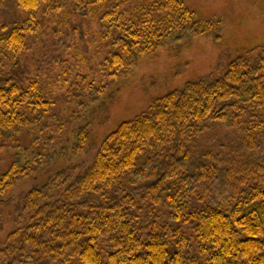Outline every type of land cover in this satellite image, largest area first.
Here are the masks:
<instances>
[{"label":"trees","instance_id":"trees-1","mask_svg":"<svg viewBox=\"0 0 264 264\" xmlns=\"http://www.w3.org/2000/svg\"><path fill=\"white\" fill-rule=\"evenodd\" d=\"M13 1L33 25L54 24L77 37L82 18L86 31L94 24L86 43L99 41L107 53L98 84L129 72L187 27L203 35L215 26L196 21L183 0H67L72 5L65 7L62 0ZM1 30L0 58L7 53L9 62L0 68V157L13 158L0 173V206L55 149L52 136L22 144L53 105L38 80L18 68L26 39L42 32L17 21ZM261 48L257 57L231 61L220 77L186 83L153 101L110 133L85 169L58 171L25 192L15 229L0 246V264H264ZM79 78L71 99L88 98V107L103 87L94 88L92 79L85 89L86 76ZM218 124L240 138L237 155L196 151L198 138ZM36 131L44 133L42 126ZM87 132L77 129L75 155Z\"/></svg>","mask_w":264,"mask_h":264},{"label":"rangeland","instance_id":"rangeland-1","mask_svg":"<svg viewBox=\"0 0 264 264\" xmlns=\"http://www.w3.org/2000/svg\"><path fill=\"white\" fill-rule=\"evenodd\" d=\"M62 1V7L72 3ZM183 2L193 11L196 21L215 24L214 28L198 35L187 27L166 39L155 52L139 57L129 72L118 73L117 77L105 76L100 84V66L107 56L106 49L97 48L99 41L94 46L87 44L88 36L84 37L85 32L95 33L94 24L91 23L90 30L86 31L87 19L82 18L81 23L85 26L78 28L80 33L76 37L77 34L71 35L69 29L60 31L54 24L47 27L43 23L33 25L34 22H25L26 14L13 0L0 2V35L1 29L13 21L24 27L36 26L39 33L42 32L36 40L32 37L26 39L29 46L25 48L23 58L20 56L23 68H18L23 76L38 80L46 100L53 105L39 125L44 133H37L39 126L36 129L32 126L34 138L31 135L26 140L23 138L22 144L29 145L42 136L55 139V149L49 153L43 169L35 177L20 181L7 194L8 201L0 206V246L15 229L14 214L20 212L25 192L41 187L58 171L72 166L85 169L110 133L124 121L143 113L156 99L183 89L186 83L222 76L228 64L240 56L257 57L262 54L264 0ZM20 54L15 52V55ZM4 55L0 58V68L4 62H9ZM82 75L86 76L83 88L89 89L92 79L94 88L103 87L101 95H91L93 101L88 107V98L84 97L79 102L71 99V89L76 90ZM59 123H64V126L58 132ZM83 126H87L88 131L86 145L75 155L77 129ZM205 133L195 142L196 151L214 150L223 156L239 153L237 143L240 138L235 132L218 124ZM12 158L9 153L0 157V173L7 170Z\"/></svg>","mask_w":264,"mask_h":264}]
</instances>
